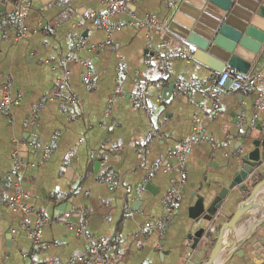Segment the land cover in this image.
<instances>
[{
  "label": "crops",
  "instance_id": "1",
  "mask_svg": "<svg viewBox=\"0 0 264 264\" xmlns=\"http://www.w3.org/2000/svg\"><path fill=\"white\" fill-rule=\"evenodd\" d=\"M12 1L0 0V197L20 190L30 212L0 206V264H77L90 243L70 228L82 221L92 237L116 238L103 254L105 264H204L243 197L230 194L212 224L190 220L188 210L196 195L208 204L228 187L241 133L264 126V89L212 94L219 74L194 61L192 47L168 31L135 29L144 19L172 24L173 0H132L129 14H108L101 0H27L22 12L29 32L21 40L13 39L6 19ZM208 1L182 0L177 9L194 20L200 37L229 14ZM230 1L235 17L264 18V0ZM182 50L189 55H178ZM225 69L263 70L264 51L251 66L232 58ZM65 72L62 99L38 109ZM86 74L91 90L82 83ZM190 83L194 92L183 96L180 88ZM6 93L18 105L2 106ZM178 144L189 145L190 153L177 207L161 231H145L164 216L162 197L178 179L177 160L168 153ZM108 176L118 182L113 190ZM63 212L69 218L57 220ZM36 214L48 220L37 241ZM199 228L207 233L192 250L187 236ZM239 250L224 264H264V222Z\"/></svg>",
  "mask_w": 264,
  "mask_h": 264
},
{
  "label": "water",
  "instance_id": "2",
  "mask_svg": "<svg viewBox=\"0 0 264 264\" xmlns=\"http://www.w3.org/2000/svg\"><path fill=\"white\" fill-rule=\"evenodd\" d=\"M181 2L182 0L175 4L172 2L171 10L175 13L167 31L192 47V59L213 74L223 72L232 58L251 66L263 54L264 18L259 14L244 21L230 13V0H209V4L225 13L229 11V14L218 30L200 37L193 31L194 20L177 11ZM234 71L246 73L248 70ZM253 131L254 133L249 132V128H246L241 133L234 151L237 153V169L232 174L228 187H222L208 204L203 196L196 195L194 205L188 210L190 220L212 224L219 219L230 194L237 192L243 197L231 218L220 226L204 264H224L231 255H239L243 242L264 222V126L256 124ZM149 188L150 185L146 184L145 190ZM243 221H246L245 224L250 222L244 234L237 238L236 229ZM206 233L204 228H199L187 236L192 243V250L198 247Z\"/></svg>",
  "mask_w": 264,
  "mask_h": 264
},
{
  "label": "built area",
  "instance_id": "3",
  "mask_svg": "<svg viewBox=\"0 0 264 264\" xmlns=\"http://www.w3.org/2000/svg\"><path fill=\"white\" fill-rule=\"evenodd\" d=\"M27 0H13L11 2V11L8 13L6 19L9 21V28L13 31V39L14 40H21L26 36L29 32V27L25 22V16L22 12V7L26 3ZM102 3L107 7L108 14H119V13H128L127 6L131 3L132 0H101ZM178 0H173V3H177ZM129 14V13H128ZM100 21L95 19L93 24L95 26L100 25ZM135 29H144V30H155L157 32H166L167 25L160 24L155 22L153 19H144L141 21H137L134 24ZM106 45H110V42L107 41ZM262 50L264 51V43L262 45ZM180 56H188V51H180L178 52ZM170 58L169 55L162 57V62L168 61ZM86 67V65H85ZM125 66L122 64L119 66L116 72V80L119 82L124 74ZM68 72H65L64 75L57 80L54 88L51 90L50 93L45 95L41 101L38 103L37 108L40 109L45 106L47 103L60 100L62 99L63 93L61 91V87L65 83L66 77ZM82 83L88 88L89 90L94 88V81L92 80L91 76L86 74L83 78ZM196 86L192 83L184 85L180 88V93L183 96L191 95ZM243 88H250V89H264V69L260 71L250 70L246 73H241L237 71H232L230 69H225L223 72L219 74V77L211 83L210 86V93L217 94V95H229L237 92ZM69 102V99L67 98ZM19 99L16 98L13 100L7 93L3 95L1 99L2 106H15L18 105ZM198 130V129H197ZM151 136V134H149ZM202 141L198 138L193 140ZM29 146H32V143H29ZM190 153V146L189 145H182L178 144L175 150H172L168 153V156L174 157L177 160V167L176 172L178 173V179L176 183L163 195L162 197V206L164 209V216L159 221H151L144 225L145 231H161L167 220L172 216L174 209L177 207L179 196L181 194V187L185 184L186 181V172L184 167V159ZM18 173V168L14 167L11 171L12 176H16ZM106 181L109 185V190H113L118 186V182L113 176H108ZM25 195L20 191L16 190L13 195L7 197H0V206H5L13 211H20L24 214H29L30 210L29 207L23 203L25 199ZM131 214L130 210L127 209L124 211V216L129 217ZM38 223L37 227L35 228V240H38V235L41 226L46 225L48 220L42 217L39 214H36ZM70 213L63 212L60 215H57L55 218L57 220L67 219L69 218ZM82 216V215H81ZM83 217V216H82ZM25 224H28V220L25 221ZM67 227H71L67 224ZM76 234L81 235L84 239H86L90 245L85 250L84 254L80 256L76 262L77 264H105L103 254L105 250L108 248L110 243L115 242L116 238L113 236L111 238L106 237H92L86 231V225L82 221L77 224L75 227H72Z\"/></svg>",
  "mask_w": 264,
  "mask_h": 264
}]
</instances>
